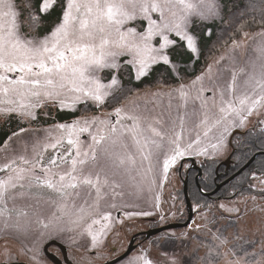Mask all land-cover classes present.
<instances>
[{"label":"snow or ice","instance_id":"snow-or-ice-1","mask_svg":"<svg viewBox=\"0 0 264 264\" xmlns=\"http://www.w3.org/2000/svg\"><path fill=\"white\" fill-rule=\"evenodd\" d=\"M259 4L258 18L239 22L234 46L240 43L237 33L244 42L254 35L264 37V0ZM206 6L207 14L190 0H0V121L20 125L0 141L3 152L29 126H37L31 128L36 133L31 153L26 141L23 154L0 165V240L8 264H46V245L53 230L68 233L72 243L87 235L89 250L94 252L122 216L159 214L165 220L168 212L160 195L153 193L151 210L133 209L126 197L145 189L152 192L153 186L162 191L170 170L183 169L187 155L207 153L199 132L185 139L189 105L191 115L198 116L195 127L204 136L218 133L213 149L223 147L225 137L253 117L264 136V70L258 77L244 69L230 70L229 79L219 70L213 75L212 64L198 74L195 71L203 51L200 26L193 17L203 22L219 14L215 0ZM251 6L255 10V4ZM259 52L264 56V45ZM149 82L169 89L167 110L156 111L155 101L147 114L129 110L139 85ZM173 100L175 116L171 115ZM64 112L80 114L69 121L57 119ZM109 142L119 143L124 154L111 151ZM136 153L141 167L148 161L145 171L138 170L140 181L131 176ZM153 160L160 166V175L149 180ZM250 175L258 181L247 188L256 204L264 201V168ZM197 192L204 195L200 185ZM26 195L50 200L54 209L50 216L43 218L34 208L8 206ZM178 198L179 194L171 197L173 208ZM189 207L201 210L199 203ZM218 207L241 221L238 207L223 203ZM200 227L196 225V230ZM246 231L252 230L244 226L233 237L239 247L223 253L226 264H264V220L250 238H245ZM208 232L211 242L202 245L205 252L193 264H215L219 249L229 244L219 229L208 228ZM9 235L20 244L15 255L7 247ZM121 260L158 264L143 247L136 254L126 249L110 264ZM167 264L183 262L173 253Z\"/></svg>","mask_w":264,"mask_h":264},{"label":"rangeland","instance_id":"rangeland-1","mask_svg":"<svg viewBox=\"0 0 264 264\" xmlns=\"http://www.w3.org/2000/svg\"><path fill=\"white\" fill-rule=\"evenodd\" d=\"M233 0H215V2L219 5V14L214 16V18L205 20L201 22L198 18L193 17V22L197 24H213L215 26H224L226 24L225 15L228 16V13L230 10V4L229 2ZM190 2L197 4L199 6V10L205 12V14L208 13L207 3L210 2V0H190ZM227 8V9H225ZM245 9H249V5H245ZM44 29H41L43 31ZM211 32L210 29L206 30V34L208 32ZM209 37V36H208ZM240 41L238 46H234L232 42L226 46L223 50L219 51L215 56L211 57L210 59H206V64H212V71L213 75L217 73L219 70L221 76L224 79L230 78V70H235L239 73L240 69H244L250 73L254 72L256 76L258 77L262 70H264V56L261 55L259 52V48L264 45V37L260 35H254L247 39L246 42H244L243 36L239 37L237 39ZM191 73V72H190ZM198 74V73H197ZM242 79V78H241ZM208 82L206 81V84ZM129 87H132V85H129ZM169 89L167 87H160L157 88L153 83H149L147 85H143L139 89V94L132 96L129 102H132L133 104L127 106L129 110L132 111H141L145 112L147 114V111L151 110L153 108V101L156 102L157 108L156 111H159L160 108H164L167 110V106L169 103V97H168ZM156 94V95H154ZM175 104L176 101H172L173 109H172V116L176 115L175 112ZM55 112L53 115L55 116ZM62 114H75V113H68L64 112ZM194 118L198 119V116H192L191 115V105H189V119L186 122L185 125V139H188L190 137H195L196 133H200V139H201V146L207 149L206 154H197L196 152H193L191 155H194L195 163L198 166L205 167L206 171H208V167L215 166L217 158H223V160L230 161V157L232 152L234 153L232 159L233 162L236 164H233L228 170L227 174L224 175H218L216 172L215 181L211 182L213 183L210 185L204 184L205 181L200 177L197 181H195L196 184L200 185L204 189V195H199L196 193V185L195 184H188L186 186L187 192L189 191L188 198L189 201L191 200V205H196L192 202V199L194 200L197 198L199 200V204L201 206L200 211H194L192 218L188 225L184 227H177L173 229H167L164 231H161L155 235H152L148 239V245L147 250L148 254L151 259L158 262V264H167V258L171 256L173 253H175L176 256H178L183 264H193V260L198 255H203L205 252V249L202 247V245L206 242H211V236L208 232V228H211L212 231H216V229H219L221 233H223L224 236L228 237L229 244L227 247L219 249L221 255L219 258L215 259V264H226V259L223 255V253L227 252L228 248H231L233 246L239 247V242L233 239L235 235H237L241 229L244 226H247L249 229H251V232H244L245 238H250L252 236V232H255V230L259 227H261V221L264 220V212L261 211V206H264V201L257 200L256 204H253V202L249 199L250 193L247 191V188L249 184H256L258 181L253 180L251 178V173L257 172L254 169H250L252 165L254 166L256 164V157L259 153L262 152H253L254 149H250L249 158L247 160H242L243 162L239 163V155H244L246 153V145L247 142L240 143L239 139H235L236 136H240L242 134L235 133L232 138V144L229 143L230 137H225L224 140V146L213 149L212 144L215 143V136L218 135L217 132H209L207 136L203 135V130L199 128H194L193 121ZM191 121V122H190ZM51 123V121H49ZM192 124L191 129H187L188 126ZM20 125H18L15 121L11 123H3L0 121V138L4 136L6 132L10 131H16ZM30 130L21 134L20 136L13 139L11 142V147L9 148L7 153H4L2 148L3 145H0V165H3L6 158H10L13 156H18L20 154H23V147L25 142L27 141L29 143V154L31 153V141L35 137L36 133L31 131V128L37 127L36 125L29 126ZM254 128L257 131H259V127L257 126V120L255 117L251 118L248 122H246V125L243 128H237L235 131H244L243 134H248L245 136L247 139L252 138L251 133L248 131L249 129ZM5 131V132H4ZM43 136V133L40 134ZM130 142V138H129ZM246 143V144H245ZM110 148L111 151L119 153L121 155L124 154V149L121 148L120 144L106 145ZM233 148L241 150L242 152H236L233 150ZM213 151V152H212ZM253 152V153H252ZM252 153V154H251ZM256 154L254 160H250L251 157ZM264 155V154H262ZM246 158V154L243 156ZM192 159V158H191ZM250 160V161H249ZM263 159H260V161ZM249 161L248 166L245 169H242L245 164H247ZM237 162L239 164H237ZM153 168L157 169L158 175H160V166L156 164L155 160L152 161ZM194 164V163H193ZM251 164V165H250ZM218 163L216 165L219 166ZM238 165V166H235ZM250 165V166H249ZM252 166V167H253ZM86 167H90V165H87ZM215 167V168H216ZM251 167V168H252ZM131 168V176H135L137 181H140L142 177L138 174L139 171H145L148 168V161L143 162V166L141 167V158L140 154L136 153V164L135 166H130ZM199 168V167H198ZM239 173L232 177L236 172ZM196 172H200L199 169H197ZM214 171L213 176L214 177ZM152 172L147 173V179H151ZM210 177V176H208ZM211 178V177H210ZM125 179H129L128 176L125 177ZM159 179V177H158ZM194 183V182H193ZM182 187V188H181ZM185 187L181 183V180H178L176 176H174V179L167 180L165 182V187L163 188V191L160 190V193L163 195H166L162 199V206L165 212H168V216L165 220L161 221L159 214L153 215L156 219V225H166L171 223H179L182 224L185 222L187 216L185 219H181L183 216L182 209L186 206V199L185 195L184 198L182 197V190ZM156 187L153 186V191L149 192L147 189L139 195L133 194L130 196H127L126 200H130L137 197L144 198L147 196V209L151 210V204H152V196L153 193H155ZM129 191H132V189H128ZM159 191V189H158ZM184 193V190H183ZM235 193V195H233ZM179 194V198L176 200V206L172 207V200L171 197L173 195ZM198 196H202V198H198ZM183 198V199H182ZM20 202H24L26 204H29L30 206L27 208L33 207L34 209L38 210L42 207V205L47 202V200H39L35 199L33 197L25 196L24 198H20L19 201L15 200L12 203L17 204ZM207 203L209 207H204V205ZM225 204L230 207H238L241 210V221L238 223L235 220V214L230 215L227 212H224L223 210L219 209V204ZM12 204H10L11 206ZM51 208H53V205L51 204ZM171 209V211H169ZM54 210V209H53ZM71 210V209H70ZM172 213H175V215H172ZM51 212H47L45 215V218L50 216ZM207 217V219H204L203 217ZM142 216H135L132 218H128L124 216L122 222H125L126 220L131 221L130 223L131 228L134 227V224L136 221ZM21 221H25V218H20ZM33 222L35 221L32 220ZM207 224L208 228H205L204 225ZM196 225H200V229L196 230ZM160 227V226H159ZM158 228V227H157ZM150 230V229H148ZM147 230V231H148ZM119 234V232H118ZM11 236V235H10ZM65 236V239L63 238ZM134 236V235H133ZM50 237L58 238L60 240H66L67 241V254L69 258L72 257L75 264H83L82 261L79 259V256L87 254L84 248H78L75 247V245L69 240L68 233L60 234L56 231H52ZM49 237V238H50ZM48 238V239H49ZM256 239H259V234L257 233ZM78 239V237H77ZM79 240H85V237H80ZM7 247L11 249L13 252L12 254L15 255L17 249L20 247L19 243L14 244V248L10 247V243H7ZM5 245L4 242L0 245V253L2 252L4 256L1 254V259L9 260L8 256L4 254ZM48 252V248H47ZM46 252V253H47ZM138 251L132 253L136 254ZM46 255V254H45ZM78 255V256H77ZM96 255L90 256L85 255L87 257V264H101L104 259L102 256L101 259H97ZM2 259V260H3ZM20 259H23V257H20ZM228 259H231V256H228ZM46 264H51L49 260L46 259ZM121 264H126V261L119 262ZM103 264V263H102Z\"/></svg>","mask_w":264,"mask_h":264},{"label":"flooded vegetation","instance_id":"flooded-vegetation-1","mask_svg":"<svg viewBox=\"0 0 264 264\" xmlns=\"http://www.w3.org/2000/svg\"><path fill=\"white\" fill-rule=\"evenodd\" d=\"M149 83H142L139 85V89L143 86V85H147ZM133 104L132 102H129L127 106ZM56 116V114H55ZM71 117V118H70ZM73 116H70V114L68 116H66L65 118H61V117H57V119H62L65 121H69V119H72ZM198 119L194 118L193 121V126L194 128L196 123H197ZM191 122V121H190ZM192 124L190 126L187 127V129H191ZM234 151H236V148H234ZM213 152V151H212ZM234 153L232 152L231 157H230V161L229 160H223V158H218L216 161V164L214 163V177H208L209 174H207L206 168L201 166L196 165L195 161V156L194 155H187L185 157V159L182 161V163H184L185 167L183 169H180L179 171H171L168 174V178L167 180H172L174 179V176H176V178H178V180H181L182 185H185V191H187L186 186H188V184H195L196 185V193L197 192V185L195 183V181H197L200 177L203 179V181H205L204 184L207 183V185H210L213 183V181H215V176H216V172L218 173V175H226L228 170L233 164V157ZM191 158H195L194 161L191 160ZM197 160V159H196ZM227 162V164H226ZM194 163V164H193ZM220 164L219 166L216 167L217 164ZM178 167V166H177ZM199 167V168H198ZM216 167V168H215ZM197 169L200 170V172H196ZM209 169V168H208ZM155 175L158 179L159 175L157 172V169L153 168L152 171V176ZM152 178V177H151ZM185 181V182H184ZM194 182V183H193ZM182 188V187H181ZM184 189V188H183ZM163 191V190H162ZM189 194V191L187 192ZM155 194L160 195L161 196V203H162V199L166 196L160 193V190L158 191V189H155ZM184 193L182 190V197L184 198ZM127 198V197H126ZM182 198V199H183ZM20 198L16 199L17 201H19ZM36 199V198H35ZM39 200H47V199H39ZM129 202V204L132 206L133 209H143V210H148L147 209V196H145L144 198H134L127 200ZM13 201H9V207H12L14 203H12ZM191 202V200H190ZM192 202L195 204L194 202V198L192 199ZM77 203L79 204L80 201H77ZM10 204H12L10 206ZM51 204L52 202L50 200H47V202H45L42 207L40 209H38V211L40 212V214L42 215L43 218H45L46 213L48 212H52L53 208H51ZM16 207H29V204H26L24 202H20L17 204H14ZM33 208V207H31ZM183 214V216L181 217V219H185L187 216V209H185V207L182 209V212H180ZM116 214L113 213V216H115ZM124 216L121 217V221L123 220ZM35 217H32L31 220H34ZM156 219L153 216H148V217H140L136 223L134 224V227L131 228L130 223H132L129 220H126L125 222H115L112 226V232L108 235L107 239H104L102 245L100 247H98L97 249L93 251L89 250V244H90V238L85 235V240H79L80 237H78L77 242L73 243L75 245V247L78 248H84L85 251L87 252V254L85 255H90L93 256L95 254L97 259H101L100 256H102L104 259L102 263H105L108 260H111L119 255H121L123 252H125V250L127 249L129 243L131 242V245L133 246V249L131 250V254L139 251V249L141 247L143 248H147L148 245V239L145 235V233L147 232L148 229H153V228H157L161 225H156ZM186 221V220H185ZM184 223V222H183ZM165 225V224H164ZM162 225V226H164ZM119 232V234H118ZM134 235V236H133ZM151 237V236H150ZM63 238L65 239V236H63ZM1 243H3L2 240H0V245ZM8 243H10V247L14 248V244L19 243L16 239H14L12 236L9 235L8 237ZM47 248H48V254L50 256L45 255L46 259L49 260V262H51V264H75L72 257L69 258L68 254H67V248L69 246H67V241L65 240H60L58 238H53L50 237L48 239L47 242ZM115 248L118 251L117 252H113L112 249ZM12 252V251H11ZM13 253V252H12ZM4 256L3 253H0V256ZM85 255H81L79 256V259L82 261L83 264H87V257H85ZM78 256V255H77ZM53 258V259H51ZM3 259V257H2ZM0 257V263H5L8 264V261L3 259L2 260ZM123 261V260H121ZM120 261V262H121ZM121 264V263H119Z\"/></svg>","mask_w":264,"mask_h":264},{"label":"trees","instance_id":"trees-1","mask_svg":"<svg viewBox=\"0 0 264 264\" xmlns=\"http://www.w3.org/2000/svg\"><path fill=\"white\" fill-rule=\"evenodd\" d=\"M229 4H230V8H228V10H230V12L228 13V16L225 15V20L227 22L224 26L218 27V26H215L213 24H202V23L197 24L200 26L198 31H199V34L201 35V45H202L203 55L195 66L196 73H199L200 70L205 67L206 59H208V58L210 59L211 57L215 56L219 51L224 49L226 46H228L232 42L233 34L236 32L238 24L242 19L250 20L253 16H256L257 18L259 16V11H260L259 0H233V1L229 2L228 5ZM252 4H255V10H253V7L251 6ZM245 5H249L248 10L245 9ZM225 9H227V8H225ZM51 19H54V17L50 18V20ZM207 29L211 30L210 35L206 34ZM245 31H253V29L245 28ZM255 31H258V29ZM241 36H242L241 34L237 33L235 36V39H238ZM189 75H192V73L189 72ZM68 115L69 114H62L61 113L59 115V117L65 118ZM70 115H72V114H70ZM248 131L252 135L251 136L252 138H250V139H247V137H245L248 134V132L245 134H242L240 136L235 137V139H239L240 143L247 142V145H246L247 150L245 153L246 158L243 157L245 154L241 155L240 153H238V152H242L241 150L239 151L238 149H236V152L238 153L239 158H240L239 159L240 164L244 160H247L249 158L250 155L248 152H250L249 151L250 149L251 150L254 149L253 152L264 151V136H261L260 132L254 128H251ZM8 132H6L4 134V136ZM4 136L0 138V141H2L4 139ZM256 158H257L256 161H258V162H256V164L254 166L252 165L253 166V167L251 166L252 168L251 167H249V168L254 169L255 171L258 172L259 170L264 168V155L259 153ZM260 159H263V160L260 161ZM239 163L237 162V164H239ZM234 164H236V163H234ZM235 166H238V165H235ZM208 168L209 169L207 171V174H209V176L212 177L213 171H214V166L210 165V167H208ZM198 198L201 199L202 196H198ZM194 202H195V204H197V203H199V200H197V198H196L194 200Z\"/></svg>","mask_w":264,"mask_h":264},{"label":"water","instance_id":"water-1","mask_svg":"<svg viewBox=\"0 0 264 264\" xmlns=\"http://www.w3.org/2000/svg\"><path fill=\"white\" fill-rule=\"evenodd\" d=\"M235 133L240 134V133H242V132H240V131H235V132L233 133V135H234ZM233 135L230 137V140H229V143H230V144H231V138L233 137ZM263 153H264V152H263ZM254 155L256 156V154H254ZM252 157H253V156H252ZM252 157H251L250 160H253ZM228 159H229V158H228ZM228 159H227V160H228ZM191 160L193 161L194 159H191ZM250 160H249V161H250ZM249 161H248V163L245 164V165L248 166ZM226 164H227V162H226ZM245 165L243 166L242 169H245V168L247 167V166L245 167ZM238 173H239V171L236 172L232 177L236 176ZM184 182H185V181H184ZM183 190H184V193H185V187H184ZM185 199H186V206H187V218H186V221H185L184 223H182V224H179V223H171V224H166V225H164V226H160V227H158V228L150 229V230H148V231L145 233L146 237L149 238L150 236L155 235V234H157V233H159V232H161V231L167 230V229H173V228H177V227H184V226L188 225L189 222H190V220H191V218H192V215H193L194 211H191V210H190V207H189V206L191 205V203H190V201H189L188 194H187V197H185ZM47 245H48V244H47ZM47 245H46V247H47ZM127 249H130V252H131V250L133 249V246L131 245V242L129 243ZM124 253H125V252H123V253H122L121 255H119V256H123ZM47 255L49 256L48 253H47ZM49 258H50V256H49ZM115 258H116V257H115ZM115 258H113V259H111V260H108V261H106V262L103 263V264H110V262H111V261H114ZM51 259H53V258H51ZM0 264H5V263H0Z\"/></svg>","mask_w":264,"mask_h":264}]
</instances>
